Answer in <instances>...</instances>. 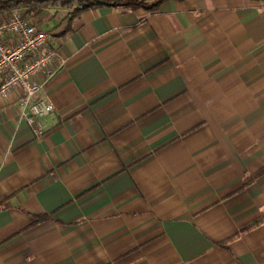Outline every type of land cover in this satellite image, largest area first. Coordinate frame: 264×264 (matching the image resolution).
Returning <instances> with one entry per match:
<instances>
[{
  "label": "crops",
  "instance_id": "1",
  "mask_svg": "<svg viewBox=\"0 0 264 264\" xmlns=\"http://www.w3.org/2000/svg\"><path fill=\"white\" fill-rule=\"evenodd\" d=\"M68 13L44 135L0 99V264H264V2Z\"/></svg>",
  "mask_w": 264,
  "mask_h": 264
},
{
  "label": "built area",
  "instance_id": "2",
  "mask_svg": "<svg viewBox=\"0 0 264 264\" xmlns=\"http://www.w3.org/2000/svg\"><path fill=\"white\" fill-rule=\"evenodd\" d=\"M51 35L15 9L0 20V99L15 95L21 115L36 137L45 133L43 119L54 105L45 97V86L64 66L58 51L50 47Z\"/></svg>",
  "mask_w": 264,
  "mask_h": 264
},
{
  "label": "trees",
  "instance_id": "3",
  "mask_svg": "<svg viewBox=\"0 0 264 264\" xmlns=\"http://www.w3.org/2000/svg\"><path fill=\"white\" fill-rule=\"evenodd\" d=\"M170 0H0V20L6 19L15 9H21L30 20L41 17L47 9H67V18H77L81 13L115 3V6L136 10L143 8L156 11L159 7ZM185 1V0H176ZM251 2H264V0H249ZM263 171L257 175L248 176L244 188L248 187ZM45 216L36 217V223L45 219ZM261 221L249 224L245 230H250L259 225Z\"/></svg>",
  "mask_w": 264,
  "mask_h": 264
},
{
  "label": "rangeland",
  "instance_id": "4",
  "mask_svg": "<svg viewBox=\"0 0 264 264\" xmlns=\"http://www.w3.org/2000/svg\"><path fill=\"white\" fill-rule=\"evenodd\" d=\"M46 17H47L46 15H44V14L42 15V18H46ZM49 23H50V24H51V23L53 24V20L50 19V20H49Z\"/></svg>",
  "mask_w": 264,
  "mask_h": 264
},
{
  "label": "water",
  "instance_id": "5",
  "mask_svg": "<svg viewBox=\"0 0 264 264\" xmlns=\"http://www.w3.org/2000/svg\"><path fill=\"white\" fill-rule=\"evenodd\" d=\"M112 5H115V3H112Z\"/></svg>",
  "mask_w": 264,
  "mask_h": 264
}]
</instances>
